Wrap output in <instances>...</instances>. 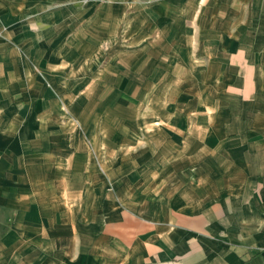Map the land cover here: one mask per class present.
I'll use <instances>...</instances> for the list:
<instances>
[{
	"label": "crops",
	"instance_id": "crops-1",
	"mask_svg": "<svg viewBox=\"0 0 264 264\" xmlns=\"http://www.w3.org/2000/svg\"><path fill=\"white\" fill-rule=\"evenodd\" d=\"M260 52L264 0H0V264H264ZM189 74L214 109L144 112ZM23 89L76 113L41 142L62 176L35 123L29 149L9 123ZM41 179L51 216L26 219Z\"/></svg>",
	"mask_w": 264,
	"mask_h": 264
},
{
	"label": "rangeland",
	"instance_id": "rangeland-1",
	"mask_svg": "<svg viewBox=\"0 0 264 264\" xmlns=\"http://www.w3.org/2000/svg\"><path fill=\"white\" fill-rule=\"evenodd\" d=\"M259 56H261L262 58V62H264V56H263V52L259 53ZM217 71L216 69L214 70H210V77L212 76H217ZM196 72V71H195ZM194 71L193 76L197 73H195ZM190 76L192 75H188L187 79L184 78L186 76H182L179 77V79H176L174 82L172 81L170 83V85H166L165 89L159 90V91H155L156 96L161 97V98H165L168 97V99L170 100V104L167 105V107H157V106H150V107H146L143 108L144 112H150L152 110L156 111L157 108L160 109L161 111H164V109H168L169 111H171L173 109V111H178V109H181L183 106H186L187 103L185 100L186 96L192 97L194 96V110H199L200 108V104L201 102L197 101V97L198 96H207V99H211L212 101V107L214 109V98L216 97V91L217 88L216 86L212 85L211 83V87H205V86H199L198 84V79L195 78H191ZM200 77V75L198 76ZM20 83V81H19ZM197 83V84H196ZM50 83H46V86H49ZM190 84H192V86H190ZM194 84H196V86H194ZM89 85V83H88ZM25 88V86H24ZM49 89L51 92H55V90L53 89V87L49 86ZM25 89L21 90V91H17L16 94H12L11 98H8L6 100L3 101V106L5 109H10V110H6V113L8 111H10L9 114V123L11 124H15L17 125V127L20 128L21 133H22V138L24 139V143L26 144V148L29 149L30 148V137L28 138V131L27 129L29 128V124L30 123H35L36 127H37V137L39 139V145H38V152H39V167L42 170V172L45 173V170L47 169V165L51 164L53 165V162L56 166H58V168L60 169L58 173L62 174L64 173V163L60 162L59 160L55 159V157H57V153H54V156L51 155L50 157V161L48 162V153L46 151L47 148L51 147H46V145H41V142L45 141L46 136L48 137L51 136V138L54 140V143H52V145L56 144L55 142L60 143L61 142V126L63 125V120H74V115L76 114L75 112H69V111H55V112H50L48 111L47 113H41V109L44 108H51V111L53 110H57V100L59 101V104L62 105L63 103V97H59V96H55V97H47L45 99H35V100H30L27 97V93H25ZM90 95L87 96V99H89ZM179 98V99H178ZM184 99V100H183ZM56 100V101H54ZM190 101V100H189ZM32 108V109H31ZM41 108V109H40ZM162 108V109H161ZM164 108V109H163ZM33 109L36 110V114L35 115H31L29 112L33 111ZM143 112V111H142ZM164 112H167V110H165ZM80 115H83L84 119H92L94 116L97 118H102L103 116H107V112L106 111H98V110H88L85 109L83 111L78 112ZM145 114V113H144ZM5 118H7V116H5ZM76 124V123H75ZM147 126H145L143 128V130H147ZM149 129H151L149 127ZM148 129V130H149ZM88 138V137H87ZM86 138V145H89V140ZM60 145V144H58ZM52 153V152H51ZM175 171V170H174ZM177 171V170H176ZM206 171V169H205ZM30 172V170H29ZM202 172V171H201ZM141 173V172H139ZM206 173V172H205ZM127 174V173H126ZM137 174V173H132ZM110 174H104V178L105 180L109 181L108 178ZM58 174H57V178L56 180H58ZM62 178V177H61ZM31 182V181H29ZM41 186H40V191L41 194L40 196L38 195L37 197H41V201H36L34 200L35 197H33V194L30 192H28L27 194L24 195V197L26 198V210H25V215L24 218L26 219H35L36 217H47V216H51V211H49V207L46 208V205L49 203L48 199V193H44V190L49 188L48 183H43L42 179H41ZM59 182V181H58ZM64 187V186H63ZM63 189V188H62ZM57 190H59V186L57 188ZM37 192L38 189L36 190ZM38 194V193H37Z\"/></svg>",
	"mask_w": 264,
	"mask_h": 264
}]
</instances>
